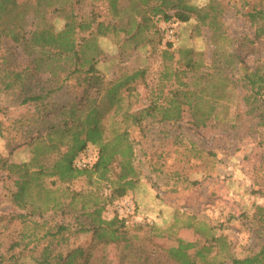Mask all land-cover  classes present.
<instances>
[{"label": "trees", "instance_id": "obj_1", "mask_svg": "<svg viewBox=\"0 0 264 264\" xmlns=\"http://www.w3.org/2000/svg\"><path fill=\"white\" fill-rule=\"evenodd\" d=\"M80 1L69 4V8L51 10L52 0L0 6V90L3 93L17 91L19 104L32 106L34 111L23 123L25 127L20 129L24 137L21 145L27 147L29 159L19 163L3 162L8 178L14 177V190L6 194L18 213L0 215V234L10 232L8 245L0 253V264H106L104 249L109 244L119 247L121 264H264V258L258 254L234 257L226 239L215 235L208 237L205 228L196 229L198 235L202 232L207 243L196 252L188 254L172 249L162 253L161 261L154 262L143 257V251L136 253L123 230L124 220L117 216L109 221L102 219L105 204L122 199L137 185L135 141L130 129L136 127L143 133L148 121L162 129L180 127L188 123L185 116L188 113L200 114L192 116L193 127L204 126L213 118L216 103L223 98L222 92L230 81L225 75L224 78L219 76L218 66L213 63L215 66L209 76L200 78L205 79L210 91L209 101H203L201 94L197 96L184 89L187 86L180 82L178 69L168 65L173 55L168 51L172 44L165 43L164 73L156 84L158 102L135 109L131 96L138 80L144 79V72L127 71L122 66L111 73L110 79L106 78V70H109L106 66L109 63L112 68L113 61L99 62L104 52L97 43L89 41L88 20L72 7ZM125 1L131 5V18L121 26L117 23L122 12L117 6L119 0H109L112 21H107L106 33L121 32L128 36L127 40L136 38L150 16H160L175 25L188 23L194 16L201 25H210L221 10L220 4H213L212 0L207 10L192 4L191 0ZM35 10L38 14L42 10H46V14L51 11L59 14L63 19L61 27L56 29L53 23L46 21V14L41 13L38 20ZM167 10L174 14L168 16ZM30 14L33 20H38L32 28L28 27ZM246 17L254 28V38L264 40V6L261 3L253 5ZM40 22L42 24L38 25ZM179 53L185 55V71L197 72L203 66L189 57L191 50ZM226 63L227 66L233 64L230 59ZM237 83L247 90L242 99L247 107L245 112L262 113L264 125V65L246 69ZM62 94L68 96L64 103L57 101ZM203 104L206 110H202ZM108 124L111 125L109 133ZM87 146L97 151V160L91 168L78 170L73 161ZM114 162L119 167L116 187L106 203L95 202L88 212L85 207L79 213L71 209L75 195L64 206L44 180L53 177L51 187L57 183L70 184L84 174H95L98 179L105 180ZM35 200L41 204L36 206ZM49 214L69 221L50 225ZM248 220L251 230L264 233V207H252ZM69 233H91L90 246H71ZM129 255L134 257L128 259Z\"/></svg>", "mask_w": 264, "mask_h": 264}, {"label": "rangeland", "instance_id": "obj_2", "mask_svg": "<svg viewBox=\"0 0 264 264\" xmlns=\"http://www.w3.org/2000/svg\"><path fill=\"white\" fill-rule=\"evenodd\" d=\"M52 1L50 5L54 6L50 10L69 8V4L77 0ZM212 1L220 4L221 9L214 23L201 25L194 16L188 23L177 22V41L171 43L168 50L173 53L168 65L178 69L180 82L187 86L184 89L201 94L203 101H209L210 91L205 79L200 78H207L215 65L220 71L219 76H227L230 82L222 92L223 98L216 103L213 118L208 119L204 126L193 127L192 116L200 114L188 113L185 115L188 123L180 127L165 126L162 129L155 122L148 121L143 133L136 127L131 128L130 136L135 141L137 185L122 199L111 205L105 204L101 214L106 221L113 216L124 220L123 230L134 244L136 253L141 250L143 257L154 262L161 261L162 253L168 250L193 254L202 244H207L202 232L197 234L196 229L199 228H205L208 237H224L230 253L236 258L250 253L264 258V233L251 230L248 224L252 207H264L263 115H258V111L252 114L245 112L247 107L242 99L247 90L237 83L246 69L264 65V40L254 38V28L246 17L253 5L261 3L264 6V0ZM26 2L36 4L37 0H0V6ZM191 3L203 9L209 4L201 6L199 0H191ZM108 4L109 0H81L72 7L77 14L87 18L91 29L89 41L97 43L104 52L99 62L113 61L112 68L109 63L106 66L109 68L106 78L110 79L111 73L122 66L127 71L142 70L144 79H139L135 85L132 103L135 109L153 105L158 102L157 80L164 73L162 52L165 42L160 38L159 28L170 21L149 15V22L136 38L127 40L128 36L121 32L106 33V23L112 21ZM117 6L122 9L117 23L123 26L131 18V5L129 1L119 0ZM35 11L38 20L41 13L46 14V10L39 14ZM166 14L172 16L174 11L167 10ZM58 15L51 11L45 18L56 29L63 23ZM38 20H33L30 14L28 27L32 28ZM183 50H191L189 57L203 65L197 72L185 71V55L179 53ZM229 59L233 64L227 66ZM172 85L175 87V82ZM201 89L204 91L199 93ZM18 94L17 91L3 93L0 90L2 216L18 213L6 194L8 190H14V177L8 178L3 162L19 163L29 159L27 147L21 145L24 137L20 129L25 127L23 123L34 111L32 106L19 104ZM67 99L68 96L62 94L57 101L64 103ZM201 107L206 110L207 106L203 104ZM107 128L109 133L111 125L108 124ZM118 173L119 167L114 162L105 180L98 179L95 174H84L70 184L57 183L55 187L50 186L53 177L44 180L64 206L75 195L70 208L79 213L83 207L87 212L91 210L95 202L106 203V198L116 187ZM34 203L36 206L41 204L37 200ZM49 216L50 225L69 221L60 215ZM9 237L10 232L0 234V253L8 245ZM70 237L71 246L89 247L93 235L81 233ZM104 255L106 264H121L116 244L107 245ZM212 255H215L214 251ZM133 257L127 256L128 259Z\"/></svg>", "mask_w": 264, "mask_h": 264}, {"label": "built area", "instance_id": "obj_3", "mask_svg": "<svg viewBox=\"0 0 264 264\" xmlns=\"http://www.w3.org/2000/svg\"><path fill=\"white\" fill-rule=\"evenodd\" d=\"M159 34L165 43L177 41L176 25L173 22L163 23L159 28ZM97 160V151L92 146L85 147L74 159L73 166L78 170L89 169Z\"/></svg>", "mask_w": 264, "mask_h": 264}, {"label": "clouds", "instance_id": "obj_4", "mask_svg": "<svg viewBox=\"0 0 264 264\" xmlns=\"http://www.w3.org/2000/svg\"><path fill=\"white\" fill-rule=\"evenodd\" d=\"M210 2V0H199V3L201 6H207V4Z\"/></svg>", "mask_w": 264, "mask_h": 264}]
</instances>
